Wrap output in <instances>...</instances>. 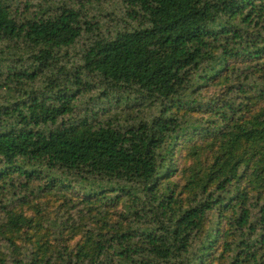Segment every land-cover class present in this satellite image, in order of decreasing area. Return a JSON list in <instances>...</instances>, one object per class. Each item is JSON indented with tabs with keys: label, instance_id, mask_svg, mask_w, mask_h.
I'll use <instances>...</instances> for the list:
<instances>
[{
	"label": "trees",
	"instance_id": "16d2710c",
	"mask_svg": "<svg viewBox=\"0 0 264 264\" xmlns=\"http://www.w3.org/2000/svg\"><path fill=\"white\" fill-rule=\"evenodd\" d=\"M0 264H264V0H0Z\"/></svg>",
	"mask_w": 264,
	"mask_h": 264
},
{
	"label": "rangeland",
	"instance_id": "374dc122",
	"mask_svg": "<svg viewBox=\"0 0 264 264\" xmlns=\"http://www.w3.org/2000/svg\"><path fill=\"white\" fill-rule=\"evenodd\" d=\"M117 8H119V6ZM100 9H102V11H100V13L98 14V17H102L103 14H105V13L107 14L110 11L109 6H105V5L99 7L96 11H99ZM106 14L104 16L105 19H106ZM112 15L114 16L113 21H106L105 28H109V27L113 26L116 22H120V18H121L120 13L117 12V15H115V14H112ZM108 17L110 18V16H108Z\"/></svg>",
	"mask_w": 264,
	"mask_h": 264
}]
</instances>
